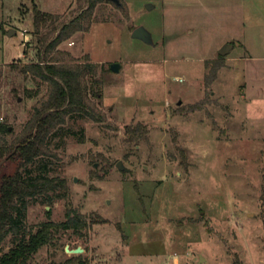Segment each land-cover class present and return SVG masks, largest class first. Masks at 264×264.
I'll return each instance as SVG.
<instances>
[{"label": "rangeland", "instance_id": "rangeland-1", "mask_svg": "<svg viewBox=\"0 0 264 264\" xmlns=\"http://www.w3.org/2000/svg\"><path fill=\"white\" fill-rule=\"evenodd\" d=\"M34 6L70 18L86 0H0V123L10 143L42 96L26 95L36 82L18 68L37 60ZM139 26L151 43L132 37ZM58 49L99 65L102 98L92 103L102 120L76 115L52 139L54 156L41 159L67 191L50 206L31 203L23 230L63 221L68 207L88 226L59 232L28 264L79 255L67 245L90 264H264V0H105ZM137 124L148 140L129 143L125 127ZM18 163L7 159L0 175ZM11 245L8 235L0 254Z\"/></svg>", "mask_w": 264, "mask_h": 264}, {"label": "trees", "instance_id": "trees-1", "mask_svg": "<svg viewBox=\"0 0 264 264\" xmlns=\"http://www.w3.org/2000/svg\"><path fill=\"white\" fill-rule=\"evenodd\" d=\"M104 1L86 0L85 9L80 8V12L70 18L41 11L36 6L32 9L33 48L37 60L18 68L25 79L36 82L35 88H24L26 95L42 96L13 142L5 138L10 129L0 123V159L17 157L19 162L13 174L0 175V244L8 235L12 242L8 251L0 254V264H28L32 255L52 244L59 232L72 230L81 235L88 226L83 214L68 207L63 221L46 220L35 229L23 230L25 213L31 203L39 200L50 206L55 199L64 198L67 191L65 179L48 176V166L41 159L54 156L50 147L52 139L71 130L66 123L76 115L102 120L92 103V99L102 98L103 79L97 77L99 65L87 59L75 61L68 51L58 46L78 31H86L93 9ZM125 133L129 143L148 140V130L141 124L126 126ZM63 264L90 263L79 254L67 258Z\"/></svg>", "mask_w": 264, "mask_h": 264}, {"label": "water", "instance_id": "water-1", "mask_svg": "<svg viewBox=\"0 0 264 264\" xmlns=\"http://www.w3.org/2000/svg\"><path fill=\"white\" fill-rule=\"evenodd\" d=\"M106 1H111V2H113L115 4H117V5L120 4V0H106ZM13 32H14V30L12 31V33ZM9 34H11V32ZM131 35H132L133 38L140 39V40H142L144 42H147V43H151L152 42L150 33L142 26L134 28ZM239 44H240V42H237V41L225 43L220 48V50L218 52L219 56H221V57L227 56L230 53L231 49L234 46H237ZM109 68L113 72H119L121 70V68H122V64L121 63H117V62H113V63H110ZM7 159H8V156L4 157L0 161V167L7 161ZM116 166L119 169L123 170V171H128V168L123 165L122 161H118ZM75 180H77V179H75ZM65 251L68 252V253L80 254V253L83 252V249L81 247H76V248L70 249L69 246L67 245L65 247ZM202 259H203V257H200V261Z\"/></svg>", "mask_w": 264, "mask_h": 264}, {"label": "flooded vegetation", "instance_id": "flooded-vegetation-1", "mask_svg": "<svg viewBox=\"0 0 264 264\" xmlns=\"http://www.w3.org/2000/svg\"><path fill=\"white\" fill-rule=\"evenodd\" d=\"M3 243V242H2ZM2 244H0V246H1Z\"/></svg>", "mask_w": 264, "mask_h": 264}, {"label": "built area", "instance_id": "built-area-1", "mask_svg": "<svg viewBox=\"0 0 264 264\" xmlns=\"http://www.w3.org/2000/svg\"><path fill=\"white\" fill-rule=\"evenodd\" d=\"M179 80H182V79H179Z\"/></svg>", "mask_w": 264, "mask_h": 264}]
</instances>
